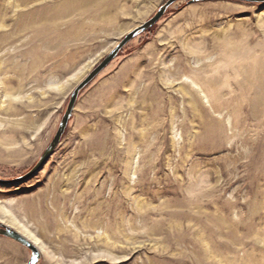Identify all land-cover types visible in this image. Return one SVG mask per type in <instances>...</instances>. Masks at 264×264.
<instances>
[{"label": "rangeland", "instance_id": "1", "mask_svg": "<svg viewBox=\"0 0 264 264\" xmlns=\"http://www.w3.org/2000/svg\"><path fill=\"white\" fill-rule=\"evenodd\" d=\"M166 1L0 0L1 179ZM0 221L37 264H264V3L169 6L0 185ZM30 256L0 235V264Z\"/></svg>", "mask_w": 264, "mask_h": 264}, {"label": "water", "instance_id": "2", "mask_svg": "<svg viewBox=\"0 0 264 264\" xmlns=\"http://www.w3.org/2000/svg\"><path fill=\"white\" fill-rule=\"evenodd\" d=\"M179 0H167L163 5L160 6L158 11L147 21L138 25L136 28L129 31L127 34L122 37L121 40L117 42L115 47H113L109 53L97 64L95 67L86 75V77L75 87L73 92L70 95L69 102L66 108V111L59 123L58 129L51 140L50 144L42 154L39 161L30 169L26 174L11 179H1L0 185L4 186H12L16 184L23 183L28 181L32 177H34L46 164V162L50 159V157L55 152L56 148L61 142V139L66 131L69 120L73 114L77 99L79 97L80 92L90 84L119 54V52L140 32H145L152 28L158 21L163 17L166 13L169 6ZM190 2H195L196 0H189ZM201 1H229V0H201ZM233 1H241V2H249V3H264V0H233ZM0 235L6 236L10 239L15 240L16 242L24 245L31 251V256L26 264H37L41 258V251L38 246L31 241L28 237L15 230L9 225H6L2 221H0Z\"/></svg>", "mask_w": 264, "mask_h": 264}, {"label": "bare ground", "instance_id": "3", "mask_svg": "<svg viewBox=\"0 0 264 264\" xmlns=\"http://www.w3.org/2000/svg\"><path fill=\"white\" fill-rule=\"evenodd\" d=\"M1 93V92H0ZM6 93V92H5ZM4 95V94H3ZM1 98H2V95L0 94V100H1ZM0 106H1V104H0ZM3 120L2 119H0V127L3 125ZM32 126V125H31ZM38 241V240H37ZM35 242V241H34ZM35 243H37V242H35ZM39 243V242H38ZM38 245V244H37ZM39 246V248L41 249V250H43V247L42 246H40V245H38Z\"/></svg>", "mask_w": 264, "mask_h": 264}]
</instances>
